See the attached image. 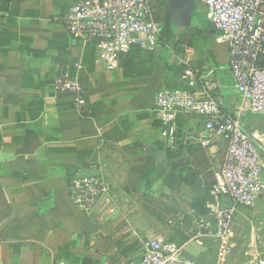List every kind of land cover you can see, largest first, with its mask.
Returning <instances> with one entry per match:
<instances>
[{"label": "crops", "instance_id": "1", "mask_svg": "<svg viewBox=\"0 0 264 264\" xmlns=\"http://www.w3.org/2000/svg\"><path fill=\"white\" fill-rule=\"evenodd\" d=\"M79 1L0 0V264H135L140 240L178 243L184 230L179 218L169 221L174 228L160 224L147 213L145 200L188 192L204 174L192 165L195 154L185 145L164 143L153 113L155 95L188 89L181 80L188 63L206 77L197 90L217 85L227 111L239 104L228 48L200 0L194 11L202 18L183 30L171 28L168 0H152L164 28L161 46L132 48L114 70L98 63L94 44L66 30L63 18ZM76 76L86 99L81 108L71 93L54 88L57 78ZM180 125L201 131L203 120L182 118ZM263 125L247 118L250 131H264ZM226 151L219 140L202 148L210 161ZM177 156L191 157V173L176 170L184 165ZM92 165L108 182L109 200L86 214L71 199L70 181L78 171L94 173ZM174 176L181 181L171 189ZM245 210L250 208L238 214ZM190 238L179 242L187 257ZM242 239H247L243 258L223 264H257L264 253L258 238ZM205 247L216 249L211 243Z\"/></svg>", "mask_w": 264, "mask_h": 264}, {"label": "built area", "instance_id": "2", "mask_svg": "<svg viewBox=\"0 0 264 264\" xmlns=\"http://www.w3.org/2000/svg\"><path fill=\"white\" fill-rule=\"evenodd\" d=\"M200 1L219 32V42L228 48L233 92L239 104L227 111L215 90L217 85L197 90L206 77L186 63L181 80L188 89L159 90L153 113L168 148L197 144L208 149L215 140L226 144L224 162L208 191L212 212L194 221L189 241L199 247L211 243L218 257L213 264H223L232 251L234 221L240 209L253 208L264 197V131H250L247 126L249 116L264 121V0ZM63 22L69 34L95 45L97 61L107 70L116 69L120 57L134 46L157 49L164 32L155 19L152 0H82L70 8ZM75 66L81 68L80 63ZM54 88L71 93L76 108L86 104L79 77H59ZM188 117L202 118V130L183 128L180 120ZM90 169L94 173L78 171L70 181L71 199L86 214L109 200L105 177L97 166ZM178 225L184 227L183 219ZM140 246L141 258L135 264H206L187 257L186 245L163 238L140 240ZM257 264H264V253Z\"/></svg>", "mask_w": 264, "mask_h": 264}, {"label": "rangeland", "instance_id": "3", "mask_svg": "<svg viewBox=\"0 0 264 264\" xmlns=\"http://www.w3.org/2000/svg\"><path fill=\"white\" fill-rule=\"evenodd\" d=\"M193 15V21L191 24L195 25L198 21V17L202 18V13L195 10ZM171 28L173 30L185 29V27L175 26L173 24ZM194 122H196V120H193V123ZM209 156L207 152L206 154L199 152L195 154V157L192 156L194 163H192L191 157L183 158L177 156L178 159L183 160V164L189 165L192 163L193 166H196L195 168L197 171H200V169L203 170V182L199 179L196 183H205V189L213 183L214 174L224 162L226 153L223 152L217 154V157L212 161L209 160ZM196 183L190 184L188 192L184 193L179 191L174 193H165L160 194L159 196L157 195L155 197H151L149 200H145L147 201V213L151 214L153 219L158 220L160 224L174 228L173 225L169 224V221H173L175 218L183 219L184 230L178 236V238H180L179 242L181 243H184L193 234L192 228L194 227V221L202 219L205 213L210 214L212 212L208 191L201 190L200 194L196 195ZM195 201L198 205L203 206L202 212H204V214L193 208V203ZM256 207L257 208L254 206L253 208H250V210H245V214L243 216H240L239 214L236 216L234 221V233L231 241L232 251L223 260V263H230L231 260H241L243 258L242 253L246 249L245 242L247 239L242 238H252V236L258 238L257 240L259 241V245L261 249L264 250V198L262 199V203ZM136 251L138 252L136 259H139L141 255L140 251L138 248ZM187 252L190 258H197V260L201 263L213 264L217 262L218 257L216 249L206 247L202 248L195 244H191L187 247Z\"/></svg>", "mask_w": 264, "mask_h": 264}, {"label": "water", "instance_id": "4", "mask_svg": "<svg viewBox=\"0 0 264 264\" xmlns=\"http://www.w3.org/2000/svg\"><path fill=\"white\" fill-rule=\"evenodd\" d=\"M171 4V21L174 25L189 27L192 22L195 0H168ZM202 190L201 183L196 184L195 194ZM121 198L122 195H121Z\"/></svg>", "mask_w": 264, "mask_h": 264}, {"label": "trees", "instance_id": "5", "mask_svg": "<svg viewBox=\"0 0 264 264\" xmlns=\"http://www.w3.org/2000/svg\"><path fill=\"white\" fill-rule=\"evenodd\" d=\"M168 23H171L170 22V20L168 19ZM134 47H136V46H134ZM134 47H132V48H134ZM132 48H131V50H132ZM137 48H139V47H137ZM139 49H141V48H139ZM130 50V51H131ZM129 51V52H130ZM128 52V53H129ZM128 53H126V54H123L121 57H120V60L124 57V56H126ZM119 60V61H120ZM183 69V71H184V67L182 68ZM187 150L191 153H193V154H197V153H199V152H202V148H201V146L200 145H197V144H192V145H188L187 146ZM194 156V155H193ZM177 171L179 172V173H191V168H189L188 167V164H184L183 166H181V167H179V168H177ZM181 181V177L180 176H174V178L172 179V182H171V185H170V188L171 189H173V188H175V186L177 185V183H179ZM198 181H199V179H198ZM213 184V183H212ZM212 184H210L206 189L203 187L202 188V191H209V189H210V187L212 186ZM197 198H199V197H197ZM193 208L195 209V210H199L200 212H202L203 210V206H200V205H198L197 203H196V201L193 203ZM202 214H204V212H202ZM207 216H208V214L207 213H205V215H204V218H207Z\"/></svg>", "mask_w": 264, "mask_h": 264}]
</instances>
